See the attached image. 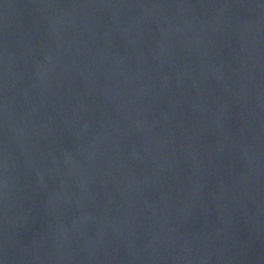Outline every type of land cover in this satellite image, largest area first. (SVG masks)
<instances>
[{
  "label": "water",
  "instance_id": "1",
  "mask_svg": "<svg viewBox=\"0 0 264 264\" xmlns=\"http://www.w3.org/2000/svg\"><path fill=\"white\" fill-rule=\"evenodd\" d=\"M0 264H264V0H0Z\"/></svg>",
  "mask_w": 264,
  "mask_h": 264
}]
</instances>
